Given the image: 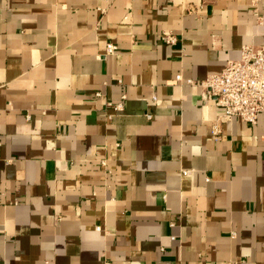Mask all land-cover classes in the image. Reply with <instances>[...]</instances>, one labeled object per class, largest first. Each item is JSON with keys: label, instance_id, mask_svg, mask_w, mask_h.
Here are the masks:
<instances>
[{"label": "crops", "instance_id": "obj_1", "mask_svg": "<svg viewBox=\"0 0 264 264\" xmlns=\"http://www.w3.org/2000/svg\"><path fill=\"white\" fill-rule=\"evenodd\" d=\"M248 44L264 0H0V264H264V112L201 85Z\"/></svg>", "mask_w": 264, "mask_h": 264}, {"label": "built area", "instance_id": "obj_2", "mask_svg": "<svg viewBox=\"0 0 264 264\" xmlns=\"http://www.w3.org/2000/svg\"><path fill=\"white\" fill-rule=\"evenodd\" d=\"M164 36L167 43L177 41L173 34L165 33ZM116 50V44L108 43L107 54H114ZM201 85L207 88L208 97L222 108L220 118L213 124L215 136L221 132L219 123L234 117L256 124L264 112V45H245L239 59L230 60L221 73L208 76ZM95 95L102 93L98 91ZM153 97L155 100L156 96ZM125 98L124 95L119 102L108 101L107 104L115 111H121Z\"/></svg>", "mask_w": 264, "mask_h": 264}]
</instances>
